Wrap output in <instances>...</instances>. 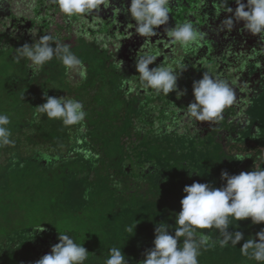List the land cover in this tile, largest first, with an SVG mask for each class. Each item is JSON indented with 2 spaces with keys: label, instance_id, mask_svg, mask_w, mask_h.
I'll return each mask as SVG.
<instances>
[{
  "label": "trees",
  "instance_id": "trees-1",
  "mask_svg": "<svg viewBox=\"0 0 264 264\" xmlns=\"http://www.w3.org/2000/svg\"><path fill=\"white\" fill-rule=\"evenodd\" d=\"M18 1L7 0L0 10V60L7 63L0 68V112L9 115L22 107L27 109L20 114L19 122L10 120L14 144L0 146V264H36L46 249L59 243V234H68L83 244L90 254L85 264H104L114 246L121 248L127 264H140L144 253L153 247L156 226H168L174 235L175 216L181 210L185 186L199 182L220 188L225 183L222 172L234 175L264 167V162L257 159L264 153V56L258 57L261 68L249 61L246 70L240 71V64L251 50L264 47V42L259 36L242 32L243 22L234 21L230 32L221 30L223 21L232 14L222 11L217 15L213 0H207L199 11V0H181L179 8L173 0L168 24L156 29L158 35L152 38L135 32V21L125 11L131 0H110L108 8L102 5L98 13L93 12L102 22L95 23L94 17H88L93 27L77 17L69 21L54 10L51 0ZM227 7L234 12V0H229ZM186 17L206 33L204 46L188 55L176 46H172L175 52L166 46L164 33L165 27L173 28ZM84 30L90 33L88 39L78 34ZM31 32L36 40L44 34L51 35L53 47L58 42L69 45L73 52L100 53L101 62L114 67L116 74L122 72L121 83L138 76L136 58L145 39H151L152 44L143 47L159 53L150 68L181 56L185 68L179 72L177 91L167 97L148 95L139 89L126 94V89H121L116 94L119 101L111 99L110 104L106 95L111 94V98L113 94L107 74L102 78L104 82L99 80L103 75L93 77L97 84L92 90L99 87V92L91 100L89 89L84 98L88 100L83 103L86 127L79 132V125L66 128L44 115L34 117L35 107L46 102L38 99L45 93L81 100L78 95L56 92L57 87L51 86L57 80L68 83V78L78 77L66 75L56 58L45 65L53 77L49 81L42 75L45 66L33 72L25 60L15 62L16 49L25 43L33 44ZM99 36L112 38L107 49L101 47L105 41L97 43ZM120 61L123 63L119 70L115 62ZM207 70L235 79L237 100L225 109L222 119L196 122L194 129L183 115L194 99L193 82L202 79ZM9 79L29 83L35 91H19L18 99L5 88ZM126 103H132L134 109L130 110ZM77 138L84 144L77 145ZM77 147L98 153L99 159H84L75 151ZM237 155L245 159L237 161ZM72 215L94 217L90 228H86L89 234L72 228ZM134 225L133 233L126 231ZM41 228L43 231H38ZM262 228L264 224L253 225L250 219L231 220L229 225L230 232L241 231L245 239L254 237ZM200 231L211 232L213 239L218 235L212 229ZM90 232L95 235L90 236ZM242 243L236 247H210L199 257L200 264H250L252 261L241 254ZM233 248L235 251L222 252Z\"/></svg>",
  "mask_w": 264,
  "mask_h": 264
},
{
  "label": "clouds",
  "instance_id": "clouds-1",
  "mask_svg": "<svg viewBox=\"0 0 264 264\" xmlns=\"http://www.w3.org/2000/svg\"><path fill=\"white\" fill-rule=\"evenodd\" d=\"M51 2L55 5L54 10L69 21L77 17L89 22L88 17H94L95 23L102 22V19L98 15H93V12L98 13L102 5L104 8L110 5V0H51ZM172 2L173 0H131L130 6L125 11L130 15L131 20L135 21L133 25L135 32L141 37L152 38L158 35L156 29L168 24L169 14L173 12V8L170 7ZM206 2L207 0H199L196 5L197 10L205 7ZM234 2L236 7L233 12L231 7H227L229 0H213L217 15L222 11L232 14L223 21L221 30L227 29L230 32L234 21L243 22L242 32L259 36L260 41L264 42V0H247L246 3L244 0H234ZM175 3L176 8H179L181 0H175ZM5 4L7 0H0V10ZM115 11L119 13L120 9L117 8ZM93 26V22H89V27ZM164 33L167 37L166 46L173 52L178 47L184 55L200 49L206 42V33L187 17L183 21H177L173 28L165 27ZM78 34L85 39L90 37L87 30ZM33 37V44L25 43L16 49V63L25 60L31 71L39 72L56 58L64 67L66 75L71 77L72 74H76L81 81L87 79V66L71 51L69 45L57 42L53 47L50 43L53 37L48 34L42 35L38 40L34 35ZM111 39V37L99 36L97 43L105 41L101 47L107 49ZM151 44V39H145L143 46ZM143 46L136 58L138 76H133L135 79L125 78L122 81L121 86L126 89V94L135 93L139 89L148 95L167 97L169 93L177 91L179 72L185 68L183 56L172 58L167 63L163 61L158 66L150 68V65L155 64L159 53L154 54L150 47ZM261 56H264V47L253 48L251 54H248L240 64V71L246 70L249 61H255L256 67L261 68V61L258 59ZM115 63L120 70L123 62ZM235 85V79L228 80L219 73L204 71L202 79L192 84L194 99L185 109L183 117L193 125L194 129L196 122H216L222 119L225 109L234 105L237 100ZM178 94L184 95L183 92ZM44 98L46 102L35 107L36 119L44 115L49 120L60 121L66 128L79 125L78 131L83 132L87 113L81 101L67 96L50 97L46 93ZM10 123L9 115L0 112V146L14 144L11 139V129L8 127ZM168 131H171V128ZM259 131L260 128H257L256 133ZM76 143L83 145L84 140L77 138ZM75 151L82 154L86 160L99 159V154L93 153L90 149L77 147ZM244 159L243 156L236 157L237 161ZM257 159L264 162V153H261ZM221 179L225 183L220 188L199 182H193L183 188L181 210L175 216L174 235L170 234L168 226H156L153 247L144 253L145 258L140 264H200L199 257L208 248L216 245L220 248L236 247L241 241H243L240 247L241 254L256 264H264V228L254 237L247 239L241 231H229L231 220L239 222L250 219L253 225L264 224V167L234 175L222 172ZM84 198H88L87 193ZM135 227L136 225L129 226L126 231L133 233ZM203 229L215 230L218 233L217 238L213 239L211 232L200 231ZM89 255L83 244L76 243L68 234H59V243L51 248L50 254L44 255L36 264H85ZM104 264H127V260L121 248L114 246L109 249Z\"/></svg>",
  "mask_w": 264,
  "mask_h": 264
},
{
  "label": "rangeland",
  "instance_id": "rangeland-1",
  "mask_svg": "<svg viewBox=\"0 0 264 264\" xmlns=\"http://www.w3.org/2000/svg\"><path fill=\"white\" fill-rule=\"evenodd\" d=\"M16 3H22V0H19ZM26 3H32V1L30 2L28 0ZM50 43H52V42H50ZM86 49H90V47L86 46ZM86 49H84V50H86ZM73 53H75L80 59H82L84 61L85 65L87 66V73H88L87 80L85 81V84H82L84 81L79 80L78 79L79 77H77V79L75 77H71V78H68V83H70V84H68L66 81H63V80L55 81V79H56L55 78V79H53L55 82L51 83L52 87L53 86L57 87V90H55V91L56 92H60V93L63 92V93H66V94L68 93V95L73 96V97L78 95V98L82 101V103H88L87 102L88 100L84 101L85 100L84 98H86L87 93H89V89L92 90L94 85L97 84V82H96V84H94L96 78H93V77H100L101 75H103V77H101L99 80L104 82V80L102 78L105 77V73H106L107 74V79H108L107 83L110 84V86L112 88V89H110V91L112 90V94H113L111 96V98H110L111 94H107L106 95V102H107V104H110V102H112V101L113 102L119 101L118 100L119 97L116 94L117 93L119 94L118 90H121V89H122V91L124 90V88H122V86H121L122 85L121 80H122V76H123V75H121L122 72L117 71L118 73L116 74V73H114L112 71L113 69H115L114 67L113 68H112V66L109 67L107 62H101L99 60L100 53H97L98 56L95 53L93 55L89 54V53L87 54L85 52L83 53L81 50L75 51ZM56 61H57L58 65H59V67H61L62 65H61L60 61L58 59ZM5 65H7V63H5L4 61L0 60V68H3ZM106 65L108 67H106ZM62 68H63V72H65V69H64L63 66H62ZM49 69H51V67ZM57 72L58 71H55V73H57ZM61 72H62V70H61ZM42 75L45 77V79L49 78V77L53 78L52 76H50L51 75L50 71L46 70V66L44 67V71H43ZM0 78L2 79V73H0ZM51 78H49L47 81H49ZM19 82L21 83L20 79H18V80L17 79H14V80L13 79H9L8 81H6L5 88L7 90H10L11 93H14L12 96L20 99L21 97H20V95L17 92L24 91V92H27L28 94H30V93H33V91H35L34 90L35 87H32L31 85H29V83H24V81H23L21 84H19ZM39 84H41V83H39ZM68 85L72 87L73 91L71 90V88L68 87ZM42 89L45 90L46 88L42 87ZM98 92H99V87H96L94 89V91L92 90L90 99L92 100V98L96 97ZM44 97L45 96L43 95V97H40L38 99H40V100L44 99L45 100ZM0 98L2 99L3 96H0ZM111 99H112V101H111ZM132 103H133V101H132ZM132 103H130V104L126 103L130 110L134 109V106L132 105ZM134 103H136V101ZM26 110H27L26 108L22 107V108L19 109L18 112L16 111V114H14L12 112L9 113L10 120L19 122L20 121L19 118L26 112ZM134 111H136V110H134ZM20 114H21V116H20ZM121 117H122V114H121ZM12 124L15 125V126L17 125L14 122H12ZM129 141H131V138H130ZM20 213H22V211ZM71 218L72 219H70V225L72 226V228H74V229L79 228L80 232L83 235L89 234V232H87L86 228H90V226H89L90 223L89 222H93L94 221V217L93 216L90 218V217L85 215L84 216L85 219H82V218H80L78 216H73L72 215ZM79 220H84V222H82V221L80 222ZM92 235H95V232H90V236H92ZM50 251H51L50 248L46 249L45 250V255L49 254ZM223 251L232 252V251H235V250L233 248L231 250L223 249L222 252ZM219 254L221 255L222 253L220 252ZM229 255H230L229 253L228 254L225 253V256H229ZM250 264H255V262L252 261V262H250Z\"/></svg>",
  "mask_w": 264,
  "mask_h": 264
}]
</instances>
